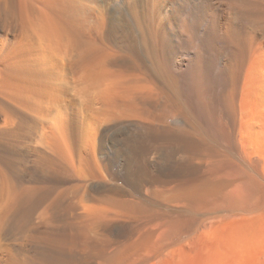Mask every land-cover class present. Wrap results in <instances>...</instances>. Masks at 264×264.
Listing matches in <instances>:
<instances>
[{"label":"bare ground","instance_id":"obj_1","mask_svg":"<svg viewBox=\"0 0 264 264\" xmlns=\"http://www.w3.org/2000/svg\"><path fill=\"white\" fill-rule=\"evenodd\" d=\"M55 1L0 0V264H165L212 237L219 255L233 254L230 264L247 255L263 261L264 157L256 155L264 148V81L244 94L259 80L242 75L251 49L264 45V0H239L249 15L237 27L216 15L213 0L203 16L186 0ZM253 18L255 36L245 29ZM217 36L227 56L212 65L218 82L205 96L213 153L201 151L180 179L141 189L116 184L113 138L150 133L163 117L197 119L179 97V77L196 88ZM174 137H165L168 146ZM195 139L203 141L196 132ZM250 139L262 147L247 156ZM203 211L218 214L183 234ZM218 229L226 230L215 237Z\"/></svg>","mask_w":264,"mask_h":264},{"label":"rangeland","instance_id":"obj_2","mask_svg":"<svg viewBox=\"0 0 264 264\" xmlns=\"http://www.w3.org/2000/svg\"><path fill=\"white\" fill-rule=\"evenodd\" d=\"M35 1H39V0H35ZM46 2H48L47 0H45ZM52 1H54V0H52ZM65 0H56L55 1V3L57 2H59L58 4H59V6H63V2H64ZM210 2V0H186V4L188 5V6H191L193 9L195 8V15H202L203 16V14L204 15H206V13H207V11L206 10H208V8L209 9H211L210 8V6H209V2ZM215 1V2H214ZM216 1H217V3H216ZM222 1V2H221ZM227 1H228V3H227ZM230 0H213V1H211L210 3H213L214 4V6L215 7H218V9H214L215 10V12L217 11V13H216V15H222L223 17L225 16H227V18L230 20V21H234V22H232L233 23V25H234V27H237V25L239 24V21H240V17H241V14L244 16H246L249 12L245 9V8H243L242 6H241V3H240V1L239 0H237L236 2H235V0H232V1H230ZM190 2V3H189ZM50 3H51V1H50ZM220 3V4H219ZM225 3V4H224ZM236 3V4H235ZM204 4V5H203ZM217 4V5H216ZM238 4V5H237ZM227 5V6H226ZM198 6V7H197ZM254 6V4L252 3V4H249V7H253ZM207 9H206V8ZM224 7V8H223ZM227 7V8H226ZM231 7V8H230ZM230 8V9H229ZM173 9H175V7H173V8H171L170 7V11H172ZM203 9V10H202ZM243 9H244V11H243ZM212 11H213V9H211ZM241 10V11H240ZM218 11H220V13L218 12ZM223 11V12H222ZM243 11V12H242ZM173 12V11H172ZM202 12V13H201ZM206 12V13H205ZM225 12V13H224ZM245 12V14H243ZM230 13V14H229ZM226 14V15H225ZM238 14V15H237ZM173 15H174V13H173ZM230 17H229V16ZM236 15V16H235ZM240 15V16H239ZM249 15V14H248ZM251 15V14H250ZM224 17V18H225ZM234 17H236V18H234ZM236 19V20H235ZM239 20V21H238ZM255 20V18H253V21ZM252 21V19L248 22V21H246V27H245V29L247 30V32H248V34H250L251 36L253 35V36H255V34H253V32L255 33V31H256V28H257V22L256 21H254V22H251ZM234 23H236V24H234ZM251 23V24H250ZM255 23V24H254ZM250 24V25H249ZM254 24V25H253ZM249 25V26H248ZM254 26V27H253ZM262 26H263V44H264V20H263V23H262ZM219 37V38H218ZM218 39H219V41H218ZM224 38L223 37H221V36H217V37H215L214 38V41H213V44H212V49L210 50V51H204V55H205V53L206 54H208L209 55V57H208V55L206 56L205 55V58L207 59V58H209V59H207L206 60V63L204 62L203 63V65H202V68H201V72H200V74H199V76H198V83H197V86H196V88L194 89L192 86H191V83H190V78H188V75H186V74H184V73H182L181 75H180V77H179V80L181 81V83L179 82V97H180V99H183V101H185V103L188 105V107H190V109H192L194 112H195V114H196V116H197V119L196 120H193V121H191V120H188L187 122H181V123H179L178 122V124H177V122H173V121H167V118L166 117H163V118H161V119H157L158 121V123L160 124V125H155V124H158L157 122L156 123H154V121H153V123H154V127L155 128H153V130H150L151 132L149 133V131L148 132H146V130H142V129H139L138 130V132L136 133H133V134H131V133H129V132H123V134H119V135H117V136H119V138L118 137H115V138H113V141H111V143H110V156H111V158H112V161H113V163L115 164V168H116V170H117V172H118V181H121L120 182V184H119V182L117 181V183L116 184H118L119 186H122V187H125L126 189H131L132 187L133 188H138L139 189V187H140V189H141V186L143 187V185L145 184V182H150V183H153V185H154V182H155V185H161V184H163V183H166V182H168V181H172V180H175V179H180L181 177H183V176H185V175H188V174H190V171L191 172H193L194 170L193 169H195L197 166H198V158H199V154H201L200 152L201 151H205V153H207V154H212L213 153V148L212 147H214L213 145L211 146V144H209V141L208 142H206L209 138H208V136H209V131H208V127H211L212 126V124H210V122L213 120V117H212V112H211V110H208V109H210L209 108V101H208V98L206 97V99H205V96H209V95H211L212 93H213V91H212V89H210L211 87H213V86H215V87H213V88H216V83L215 84H212L211 82H218L217 80H218V76L217 75H215V67H212V65H215L216 63H218V62H225L226 60V56H227V54H226V52L224 51V47L226 46V44H225V41L223 40ZM224 42H223V41ZM223 42V43H222ZM221 43V44H220ZM204 44V43H203ZM220 45H222V46H220ZM225 45V46H224ZM255 46V45H254ZM258 46V45H257ZM263 47H264V45H263ZM261 48V49H259V46L258 47H256L255 46V49H254V47L252 48L253 49V51L254 50H257V51H255V53H253V55H251V53L253 52L252 51V49H251V53H250V56H249V58H248V61L246 62V65H245V69H244V71H243V78H242V81L244 80V75L245 74H247L248 73V76L250 75V76H252V77H248V79H250V81L252 82L253 80H256V78L255 77H257V80H259V82L257 81V82H252V84L250 85L249 84V86H248V88H244V90L245 91H243L244 92V94H247V91H248V94H251L253 91H257L258 90V88H259V86H261V83L264 81L263 79V77H264V59L262 58L263 56L262 55H264V48ZM182 48H184V49H186V46L184 45V46H182ZM208 48V47H207ZM223 48V49H222ZM256 48H258V49H256ZM215 49H217V50H215ZM205 50H206V47H205ZM219 50V51H218ZM259 51L261 52H263V53H259ZM213 52V53H212ZM216 52V53H215ZM220 52V53H219ZM256 52H258L257 53V55L259 54V55H261V57H260V59H258L257 58V56L255 55L256 54ZM211 53V54H210ZM218 57H217V56ZM220 55V56H219ZM254 55H255V57L257 58H255L254 57ZM223 56V57H222ZM253 56V57H252ZM180 57V56H179ZM215 57H216V60H215ZM221 59H220V58ZM251 57H252V60L253 59H255L256 61H257V63H255V62H253L254 64H252V66L254 65V68L251 66H249L250 65V60H251ZM214 58V59H213ZM220 60V61H218V60ZM250 59V60H249ZM262 59V60H261ZM254 60V61H255ZM218 61V62H217ZM259 61V62H258ZM261 62V63H260ZM262 62H263V66H262ZM204 64H205V66H204ZM207 64V65H206ZM261 64V65H260ZM206 66H208V67H211V68H207ZM257 66H261V67H263L262 69H260L261 67H257ZM247 67H249V68H247ZM246 69H247V71H246ZM249 69V70H248ZM253 69V74L251 73V70ZM255 69H256V71H255ZM213 70H214V72H213ZM248 71H250V73L248 72ZM258 71V72H257ZM214 75V76H213ZM184 76V77H183ZM261 76V77H260ZM212 77H213V79H214V81H213V79H212ZM216 77V78H215ZM260 77V78H259ZM255 78V79H254ZM259 78V79H258ZM187 79H188V81H187ZM183 80V81H182ZM211 80V81H210ZM184 81H186V83H187V85H186V83H184ZM201 82V83H200ZM207 82H209V83H211V84H209V83H207ZM182 83H183V85H185V88H184V86L182 85ZM189 83V84H188ZM206 83V84H205ZM207 84H208V86H210V87H208L209 89H207L206 90V87L205 86H207ZM254 84V85H253ZM203 85H204V87H203ZM200 86V87H199ZM182 88H183V90H182ZM191 88V89H190ZM193 88V89H192ZM184 89H185V92H183L184 91ZM188 89V90H187ZM202 91H201V90ZM249 89V90H248ZM199 90V91H198ZM208 90H211V91H208ZM247 90V91H246ZM203 91H205V92H203ZM209 92V93H207V92ZM205 93V94H200V93ZM204 96V97H203ZM184 97V98H183ZM210 97V96H209ZM197 99V100H196ZM199 99V100H198ZM194 100H196V101H194ZM199 102V104H198V102ZM201 101V102H200ZM208 101V102H207ZM189 102H191V103H189ZM259 102V101H258ZM189 103V104H188ZM203 103L205 104V105H203ZM208 106H207V105ZM195 105H198V106H196L195 107ZM204 106H207L206 108L204 107ZM196 109H195V108ZM201 107V108H200ZM203 108L204 109H207V113L205 112V113H202L203 112ZM197 110H199V111H197ZM201 111V112H200ZM240 112V111H239ZM167 114V113H166ZM240 116V114L238 115V121H240L239 120V117ZM252 116V117H251ZM258 115H255L254 114V112L253 113H249V117H248V120L249 121H251L252 119H254V118H256ZM164 118H165V120H164ZM251 118V119H250ZM209 120H210V122H209ZM156 121V120H155ZM208 121V122H207ZM160 122H162V123H160ZM165 122H167V123H165ZM165 123V124H164ZM188 123V124H187ZM240 123V122H239ZM238 123V125H240ZM175 124V125H174ZM186 126H188V127H186ZM192 124V125H191ZM166 125V126H165ZM170 125H171V127H170ZM172 125H174L173 127V130L172 131H167V132H171V133H169V134H167V132H166V130H167V128H168V130L169 129H171L172 128ZM190 125V126H189ZM236 126V129L239 127V126ZM162 127V128H159L158 129V127ZM178 126V128L176 129V127ZM186 128H185V127ZM192 126V127H191ZM214 126H216V127H214ZM182 127V128H181ZM181 128V129H180ZM191 128V129H190ZM199 130V132H198V130ZM213 128H216V130L214 129V134H216L217 133V135L219 136V132H218V128H217V124L216 123H214V125H213ZM240 128V127H239ZM164 129H166V130H164ZM192 129H196L197 131H195L194 130V134H193V136H192V134H188V133H190L191 132V130ZM202 129H205V130H202ZM182 132H181V131ZM184 130V131H183ZM145 133H144V132ZM186 131H187V134H186ZM188 131H190V132H188ZM193 131V130H192ZM200 131H202V132H200ZM237 131V133L240 131H238V130H236ZM152 132H153V134H152ZM157 132V133H156ZM195 132H196V136H199V137H201L202 139H203V141H201V142H199V141H195L196 139H195ZM207 132V134L206 135H204L205 133ZM128 133V134H127ZM174 133V134H173ZM181 133H182V137H181V139H178V136H179V138H180V136H181ZM201 133V134H200ZM143 134V135H142ZM148 134H149V136H148ZM183 134H184V138H183ZM121 135V136H120ZM138 135V137H136ZM167 135H172V136H175L174 138H175V143H174V145H172V144H170L169 146L167 145ZM186 135H187V138H186ZM189 135V136H188ZM216 135V136H217ZM239 135V134H238ZM144 136V137H143ZM146 136V137H145ZM166 137V138H165ZM162 138V139H161ZM177 138V139H176ZM126 139V140H125ZM181 140V141H180ZM193 140V141H192ZM177 141H178V143H177ZM249 141L251 142V145H250V143H249ZM245 140V142L246 143H244V145L246 146V144H247V147H245V151H244V153L245 154H247V156H249V154L248 153H251L252 152V150L251 149H256L255 151H254V153H251L252 155L253 154H257V153H255L256 151H257V149L259 150V149H261L260 147H259V144L258 143H260V142H258V143H255L254 141V144H253V142H252V140L250 139V140ZM192 142H193V144H192ZM199 144H198V143ZM180 143V145H178ZM186 144V146H185V144ZM191 143V144H190ZM197 143V146L198 145H200L199 146V148L195 145ZM249 143V144H248ZM208 144V145H207ZM252 144L253 145H256V146H258L257 148H255L254 146H252ZM202 145H204V146H209V148L208 147H206L207 149H205V147H201ZM260 145H261V147H262V144L260 143ZM167 146V147H166ZM170 146H173V147H170ZM189 146V147H188ZM191 146H193L192 148H191ZM253 148H252V147ZM166 147V148H165ZM181 147H182V149H181ZM198 148L200 151H198L197 149H195V148ZM168 148H170V149H168ZM185 149V152H184V149ZM247 148V149H246ZM249 148V149H248ZM165 149V150H164ZM168 149V150H167ZM177 149V150H176ZM193 149H195L194 151H193ZM202 149V150H201ZM215 149V148H214ZM172 152H170V151ZM174 152H173V151ZM191 150H192V154H189V153H191ZM207 150V151H206ZM209 150V151H208ZM210 150H211V152H210ZM247 150V151H246ZM248 150H251L250 152H248ZM262 150H264V148L262 147V149L260 150V155H261V151ZM121 151V152H120ZM166 151L168 152H170V154H172V157H170L169 156V158H171V159H169L168 157H166V156H168L169 154H167L166 153ZM189 151V152H188ZM196 151H198V152H196ZM119 152H120V154H119ZM184 152V153H183ZM257 152H259V151H257ZM166 153V154H165ZM178 153H179V156H178ZM182 153L184 154V155H182ZM195 153H196V156H195ZM262 155L260 156L259 154H257L256 156H258L259 158L260 157H264V151H262ZM147 154V155H146ZM177 154V155H176ZM188 154V155H187ZM250 154V155H251ZM152 155V156H151ZM147 156V157H146ZM183 156V157H182ZM192 156V157H191ZM194 156V157H193ZM179 157V158H178ZM190 157V159H188ZM150 158H152V160L150 159ZM177 159V160H176ZM184 159V160H183ZM189 160V162H188V160ZM151 162H150V161ZM195 160V161H194ZM261 160H263V158L261 159ZM146 161H147V163H146ZM191 161V162H190ZM264 161V160H263ZM151 163V164H150ZM226 163V162H225ZM149 166H148V165ZM263 165V164H262ZM264 167V166H263ZM262 167V170L264 171V168ZM193 168V169H192ZM187 170H190V171H188V173H187ZM186 171V172H185ZM262 171V172H263ZM179 172V173H178ZM181 172V173H180ZM173 175H174V177H173ZM182 175V176H181ZM176 176V177H175ZM120 177V178H119ZM144 178V179H143ZM148 178V179H147ZM175 178V179H174ZM146 180H148V181H146ZM150 180V181H149ZM154 181V182H153ZM157 182V183H156ZM127 183H128V185H127ZM122 184V185H121ZM142 184V185H141ZM125 185V186H124ZM135 185V186H134ZM139 186V187H138ZM203 213V214H202ZM202 214V215H201ZM218 213H208L207 211H203V212H201L200 214H198V216H196V218H195V220L192 222V224L191 225H189L184 231H183V234L184 233H186V232H189L190 230H192L193 228H195V226H197V223L199 222H201L205 217H208V216H210V217H213V216H215V215H217ZM201 215V216H200ZM204 215V216H203ZM198 220V221H197ZM219 231L218 232H220V233H217L216 234V236L215 237H218L222 232L221 231H225L224 229H218ZM205 242V243H204ZM216 242H218V240L216 241V238H214V237H212V238H210V239H207V240H204L202 243H201V245H200V248H198L197 250H196V252L195 253H193V254H190V255H188L186 258H184V259H181V260H179V259H174V260H172V259H170L167 263H165V264H221V262L223 261V259L225 260V261H223L225 264L226 263H228V264H230V260H231V258L233 259V257H232V253H229V252H227V251H222L221 252V255H219L220 254V252L219 253H217L216 252V250H215V247H217V243ZM210 245V246H209ZM205 246V247H204ZM208 246V247H207ZM204 248V249H203ZM212 248V249H211ZM202 250V251H201ZM211 250V251H210ZM200 252V253H199ZM199 253V254H198ZM194 254H196V255H194ZM230 254H232V255H230ZM255 254V253H254ZM254 254H252L253 256H254ZM235 255V254H234ZM259 256V254H256V256ZM193 256H194V258H193ZM222 256V258H220ZM251 256V255H250ZM255 256V257H256ZM189 257V258H188ZM241 257V256H240ZM240 257H238L237 258V260H238V263L236 262H234L233 260V262L235 263V264H264V260L262 261L261 259H263V258H261V256H259L261 259L259 260V257H256V258H254V257H252V258H250L249 257V259L251 260V261H249V259H248V255L245 257V256H243V257H245L244 259H242V257L240 258ZM240 258V259H239ZM258 258V259H257ZM185 260V261H184ZM236 260V261H237ZM243 261V262H239V261ZM255 260V261H254ZM189 261H191V262H189ZM221 261V262H220ZM232 261H231V263H232ZM247 261V262H246ZM249 262V263H248ZM253 262V263H252ZM233 263V264H234Z\"/></svg>","mask_w":264,"mask_h":264}]
</instances>
